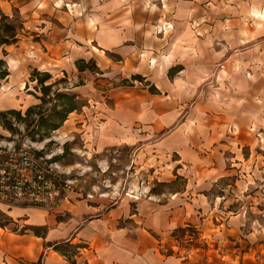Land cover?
<instances>
[{"label": "crops", "instance_id": "crops-1", "mask_svg": "<svg viewBox=\"0 0 264 264\" xmlns=\"http://www.w3.org/2000/svg\"><path fill=\"white\" fill-rule=\"evenodd\" d=\"M3 15L24 34L0 46L2 82L34 90L0 94V113L41 103L35 71L62 74L91 97L70 114L82 149L130 146L153 180L0 204L21 229L0 225V264H264V0H0Z\"/></svg>", "mask_w": 264, "mask_h": 264}, {"label": "rangeland", "instance_id": "rangeland-1", "mask_svg": "<svg viewBox=\"0 0 264 264\" xmlns=\"http://www.w3.org/2000/svg\"><path fill=\"white\" fill-rule=\"evenodd\" d=\"M1 19V18H0ZM16 28V38L19 39L24 34L23 28L20 26L19 21L12 22ZM91 70H97L94 64H89ZM1 68L3 70L7 69L6 62L2 64ZM95 70V71H96ZM35 74V73H34ZM38 76L37 74H35ZM61 81L56 85L51 86L47 90V95L45 99L41 101L38 107H34L30 110H19V113L6 114L2 118L9 125L10 129L4 131V136L0 135V145H9L10 143H26L31 145L36 149H42L47 152L49 156L52 157L53 161L56 162L58 169L63 172L64 178L72 184L74 190L80 192H92L98 196H102L108 193L107 196H111V199L115 198L117 195L127 191L134 192L138 187V183L145 184L149 180H153L149 176V171L147 168L143 171H136L133 167L134 150L130 146H119V147H108L102 153L90 154L83 148V141L79 138L80 130H70L69 126L74 128L75 123H77L76 114L69 113L70 120L66 123L65 127L61 128L66 122L58 129H50L45 126V124H56L59 121L57 117V111L61 109L64 100L60 99V95L63 93L73 94L71 86L66 82V77L61 74ZM38 78V77H37ZM21 79V78H20ZM100 79V78H99ZM110 79V78H105ZM18 83L14 81L2 82V88H0V94H6L11 91H15L17 96V103L26 104L24 96L34 90L32 84L27 82V80H17ZM138 81V80H137ZM132 80L127 83L130 86L142 85L143 83ZM57 88H56V87ZM95 87L98 89V95L95 100L106 101L109 103L111 100L108 96V83L104 84L103 81H96ZM58 89V90H56ZM78 102L80 104L79 110L86 105H90L91 97L85 94L77 93ZM2 98V97H0ZM55 109V110H54ZM80 120H78L79 122ZM10 130V131H9ZM102 130L104 131L103 127ZM102 131V134H103ZM92 138L91 133H88L87 147L91 149L90 140ZM101 152L100 150H96ZM136 166V165H134ZM137 183V184H135ZM132 185V186H131ZM157 187L164 188L166 186L164 183L157 182ZM115 187H118L119 194H111ZM115 192V191H114ZM264 206V205H263ZM0 210V222L4 221L6 217L5 214L1 213ZM256 215H259L256 213ZM260 214V216H262ZM9 227L15 229L14 231L21 232V229L16 228L14 225L10 224ZM194 229L189 232V236L195 235Z\"/></svg>", "mask_w": 264, "mask_h": 264}, {"label": "built area", "instance_id": "built-area-1", "mask_svg": "<svg viewBox=\"0 0 264 264\" xmlns=\"http://www.w3.org/2000/svg\"><path fill=\"white\" fill-rule=\"evenodd\" d=\"M73 190L47 152L26 143L0 145V204L51 210Z\"/></svg>", "mask_w": 264, "mask_h": 264}, {"label": "trees", "instance_id": "trees-1", "mask_svg": "<svg viewBox=\"0 0 264 264\" xmlns=\"http://www.w3.org/2000/svg\"><path fill=\"white\" fill-rule=\"evenodd\" d=\"M17 38H16V28L13 25V23L10 21V19L3 15L0 19V46L4 45V44H11L13 42H16ZM4 63V60L0 58V80H3L6 78V76L9 74L8 70L5 69L3 70L1 68L2 64ZM35 74H37L38 76H36V78L38 79V84L41 87V90L43 92V97L42 100L45 99V95H47V90L51 87V85H47L46 81L49 80L51 78L50 73L48 72H39V71H35ZM60 99H63V105L61 107V109L59 111H57V117H59V121L54 125L52 124H45V126H47V128L49 127L50 129H58L63 122L67 119V116L69 115V113L75 111V110H79L80 104L78 102V95L77 93H63L60 96ZM35 107H38L35 106ZM34 107L29 108L28 110L32 109ZM55 110V109H54ZM13 112H17L19 113L20 111L18 110H12L9 112H4V113H0V119L1 122L3 123V125L5 126V128L10 129L9 125L6 124V122L3 120V116L6 114H11ZM2 213V212H1ZM11 224V219L7 218V216L4 218V221L0 222V225L3 226L4 228H9V225ZM17 228V227H16ZM15 230V229H13ZM60 249V248H59ZM62 251H64L62 248L60 249ZM73 264H76L75 262H73Z\"/></svg>", "mask_w": 264, "mask_h": 264}]
</instances>
